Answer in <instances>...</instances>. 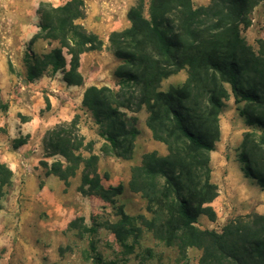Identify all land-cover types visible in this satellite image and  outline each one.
Listing matches in <instances>:
<instances>
[{
    "label": "trees",
    "instance_id": "1",
    "mask_svg": "<svg viewBox=\"0 0 264 264\" xmlns=\"http://www.w3.org/2000/svg\"><path fill=\"white\" fill-rule=\"evenodd\" d=\"M260 2L264 0H210L208 6L194 7L191 0H149L146 15L137 4L127 12L129 27L110 35L112 53L121 61L114 73L120 90L91 86L82 98V107L91 113L104 140L100 152L130 159L138 135L136 118L121 110L134 106L146 108L152 139L167 152L146 153L131 169L128 187L145 201L148 216L133 219L119 209L120 222L108 227L118 243L143 228L183 259L189 249L200 251L196 264H264V215L237 217L219 232L196 226L201 216L216 220L210 205L218 192L210 181L209 153L219 139L218 115L229 97L225 85L235 103L243 104L240 116L258 129L243 134L241 163L245 177L264 189V44L255 53L240 35V27L250 25L249 15ZM38 14L39 31L30 44L42 39L57 46L31 54L27 81L61 71L66 85L81 86L80 56L102 46L79 24L85 16L83 0L57 7L41 4ZM63 51L69 56L67 69ZM185 69L188 77L181 87L159 90L162 80ZM6 110L0 99V113ZM25 142L15 140L13 148ZM42 146L44 157L60 158L50 166L41 161L46 174L68 185L79 173L81 195L112 203L122 193V185L102 186L94 142L80 134L77 116L48 129ZM11 176L0 163V189Z\"/></svg>",
    "mask_w": 264,
    "mask_h": 264
},
{
    "label": "rangeland",
    "instance_id": "2",
    "mask_svg": "<svg viewBox=\"0 0 264 264\" xmlns=\"http://www.w3.org/2000/svg\"><path fill=\"white\" fill-rule=\"evenodd\" d=\"M67 1L0 0V99L7 105V110L0 113V163L12 172L9 183L0 189V264H196L200 251L189 249L183 259L176 249L158 243L143 228L132 232L123 243L116 241L108 227L120 222L119 209L133 219L148 216L145 201L128 187L131 169L141 164L144 154L155 151L161 155L166 148L152 139L146 126V108L134 106L131 111L121 110L127 117L136 118L138 135L130 159L105 157L100 152L104 140L98 126L82 107L88 87L120 90L114 73L121 61L114 57L109 37L129 27L130 8L141 3L146 15L149 0H83L85 16L79 24L95 34L102 46L80 56L78 72L82 85H66L61 71H48L28 82L26 61L31 54L40 55L57 46L42 39L30 44L39 31L38 9L41 4L57 7ZM191 1L194 7L208 6L210 2ZM249 19L248 27H240V35L258 53L264 44V2L252 9ZM63 56L67 69L69 56L65 51ZM187 77V70H181L162 80L159 90L179 88ZM224 88L229 97L218 115L219 139L209 153L210 181L218 192L210 205L216 220L211 222L201 216L196 225L201 230L217 232L228 221L259 214L256 211L264 208V189L245 177L241 163L243 134L258 133V129L240 116L243 104L235 103L228 85ZM75 116L80 134L86 141L94 142L102 186L122 185V193L112 203L81 195L77 191L79 173L65 185L57 177L47 175L41 164L44 161L50 166L60 159L44 157V133ZM18 139L26 142L14 149L13 143ZM75 220V228L69 229ZM131 223L139 227L137 221Z\"/></svg>",
    "mask_w": 264,
    "mask_h": 264
},
{
    "label": "crops",
    "instance_id": "3",
    "mask_svg": "<svg viewBox=\"0 0 264 264\" xmlns=\"http://www.w3.org/2000/svg\"><path fill=\"white\" fill-rule=\"evenodd\" d=\"M42 122H43V121H42ZM158 146H159V145H158ZM166 153H167V152L165 151V149H163V151H162V153H161V156H164V155H166ZM263 210H264V208L262 209V211H261V212H260V211H258V210H257L256 212H257V213H259V214H262V215H263V214H264V211H263Z\"/></svg>",
    "mask_w": 264,
    "mask_h": 264
}]
</instances>
